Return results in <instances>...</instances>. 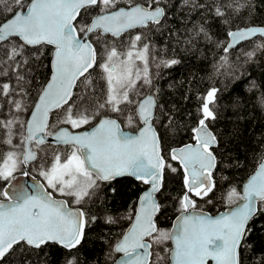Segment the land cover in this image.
Returning a JSON list of instances; mask_svg holds the SVG:
<instances>
[{
  "label": "snow or ice",
  "instance_id": "snow-or-ice-1",
  "mask_svg": "<svg viewBox=\"0 0 264 264\" xmlns=\"http://www.w3.org/2000/svg\"><path fill=\"white\" fill-rule=\"evenodd\" d=\"M118 3L119 0H31L25 7L23 0H0L4 5L0 9V42L9 41V38L22 41L6 51L8 59L21 56L27 46H39L38 50L51 46L52 49V75L38 94L30 119L0 121V129L7 135L4 143L14 149L24 145L21 153L9 151L0 158V179H14V172L20 165L36 159L30 146L34 142L39 147L45 143L46 135H52L47 131L50 117L55 124L68 125L71 129L96 121L91 131L74 133L69 127H60L55 139L70 146L71 153L63 162L59 154L55 155L52 166L40 172L48 188L72 197L80 208L73 209L67 201L55 200L43 186L36 195H30L24 186L18 187L14 196L0 190V196L10 201L0 203V259L21 243L33 249L58 245L66 250L64 264H80L78 246L85 239V228L91 227L96 220L94 216H86L84 206L96 195L101 184L128 176L148 185V190L139 198L134 215L127 217L132 221L130 227L112 246V251L123 254L120 264H152L150 249L153 244L164 245L167 241L174 245L163 249L169 253L171 264H241L242 249L250 247L247 243L252 231L249 225L257 215H264V160L241 190L229 186L223 194V201L228 205L236 204L235 208L230 207L216 216L197 211L193 197L203 199L216 188L212 172L217 157L213 150L220 147V142L210 123L218 119L214 110L218 90L211 89L203 99L199 109L201 118L190 129L193 142L162 150L161 137L153 127L154 111L158 107L156 99L153 95L141 97L137 87L138 82H141L140 87L151 84L149 45L143 43L138 48L142 38L138 34L128 51L118 52L112 47L106 59L102 57L103 62L98 64L97 49L87 39V34L98 33L96 39L99 40L103 34L120 37L133 28L160 25L166 16L165 8L160 6V0L139 3L128 0L129 6L120 8H117ZM235 5L216 6L215 15L225 17L229 8L239 13L250 7L247 0L245 3L235 0ZM88 8H96L99 12L91 24L74 23L81 9ZM5 10L11 15L4 16ZM201 32L204 38H209L203 27L196 35ZM79 33H84V37ZM258 34L264 37V27L229 31L227 35L231 41L224 51ZM259 47L264 48V44ZM246 55L251 59L255 51ZM136 61L142 65V71ZM22 62L26 64L27 60L22 58ZM164 63L170 66L177 61ZM21 67L22 64L15 65L17 71ZM94 67L102 69L106 81L103 102L93 98V81L90 75L85 76ZM81 77L84 79L80 80ZM17 80L24 81V76L17 75ZM77 81H80V90L74 93ZM10 92L15 90L9 84H0V95L7 96ZM259 103L264 106V94ZM14 107L17 112L25 111L22 102H15ZM108 113L123 116L129 125L143 126L135 135L124 133L118 120ZM17 134L20 139L18 144H13ZM173 161L182 170L185 190L178 200L180 215L169 231L158 228L154 217L160 210L156 194L164 187L165 169L177 171ZM103 222L114 224L117 220L106 216ZM161 259L157 254V262Z\"/></svg>",
  "mask_w": 264,
  "mask_h": 264
},
{
  "label": "trees",
  "instance_id": "trees-1",
  "mask_svg": "<svg viewBox=\"0 0 264 264\" xmlns=\"http://www.w3.org/2000/svg\"><path fill=\"white\" fill-rule=\"evenodd\" d=\"M29 1L23 0L25 7ZM240 2L245 3V0ZM247 2L250 7L241 9L239 13L229 8L225 17H219L215 15V7L225 3H232L235 7V0H160V6L165 8L166 13L160 25L150 24L145 28H136L119 38L103 34L97 40L98 33L90 35V40L97 49L98 64L103 62L102 57L106 59L107 51L112 47L118 52L127 51L138 34L142 38L137 47L143 43L149 45L151 84L140 87L141 82H138L137 87L140 96L149 92L156 96L158 107L153 122L161 137L162 150L193 142L190 129L201 118L199 109L203 99L211 89L218 90L214 107L218 119L210 123L211 130L217 134L220 142V147L213 150L217 157L216 168L212 172L216 188L203 199L193 197L197 209L213 214L236 205L226 204L222 199L223 194L229 186H236L241 190L243 183L264 159V106L259 103V98L264 94V48L259 47L264 44V37H255L224 51L229 41V31L249 26L264 27V0ZM121 6L128 7V0H119L117 8ZM3 7L0 4V9ZM12 7L15 8L16 5ZM98 14L96 8L83 9L76 23L89 25ZM9 15L11 13L5 10L4 16ZM201 27L209 38H204L202 32L196 35ZM190 39L192 42L188 43ZM20 43L22 41L19 38H10L9 41L0 43V84L7 83L15 90L7 96L0 95V121L14 118L27 121L38 94L51 76V46L39 50V46H27L21 56H17L15 60L8 59L6 51ZM252 51H255V56L249 59L246 54ZM22 58L27 60L26 64H23ZM171 60L177 63L170 66L164 63ZM16 64H22L18 71L15 69ZM17 75H23L24 81H18ZM89 75L93 81V98L103 102L107 85L102 69L94 67L86 76ZM79 90L80 81L74 93H79ZM17 101L24 104L23 113L15 110L14 104ZM108 115L116 117L124 129L136 131L141 126L137 123L129 125L123 116L116 113ZM95 122L93 120L79 129L89 128ZM59 126L62 125L55 124L50 118L47 131L52 132ZM6 139L5 130L0 129V158L5 157L9 151H23V145L14 149L12 145L4 143ZM19 139L17 134L13 144H18ZM54 156L55 154L48 159L40 149L38 163L27 165V170L38 177L35 165L43 170L49 166ZM172 165L177 171L165 169L164 187L156 195L160 204L159 213L155 217L156 225L169 231L180 214L178 200L185 190L180 166L175 161ZM9 183L10 180L0 179V190H6ZM146 188L147 185L131 178L101 184L96 195L84 206L86 216H94L96 220L91 227L85 228V239L78 246L80 264H111L116 259L118 255L112 251V246L128 228L131 220L127 217L134 215L138 198ZM62 197L70 205L81 207L73 204L71 197ZM5 199L0 196V200ZM208 200L211 203H205ZM106 216L113 217L117 223L105 224L103 218ZM249 226L252 229L247 237L250 247L242 249L241 264H264V215H257ZM166 248H171L170 241L164 245L153 244L152 264H169V253L163 250ZM157 254L163 258L159 262ZM65 255L66 250L58 245L33 249L21 243L0 264H64Z\"/></svg>",
  "mask_w": 264,
  "mask_h": 264
},
{
  "label": "water",
  "instance_id": "water-1",
  "mask_svg": "<svg viewBox=\"0 0 264 264\" xmlns=\"http://www.w3.org/2000/svg\"><path fill=\"white\" fill-rule=\"evenodd\" d=\"M31 2V0L29 1V3ZM28 3V4H29ZM27 4V5H28ZM121 7H125V6H121ZM162 7V6H161ZM120 8V7H119ZM83 9H81V11H82ZM97 16V15H96ZM95 16V17H96ZM79 17V16H78ZM78 17H77V19H78ZM94 19V18H93ZM92 19V20H93ZM92 20H91V22H92ZM77 21V20H76ZM91 22H90V24H91ZM74 23H76V22H74ZM250 27H263V26H249V27H243V28H239V29H245V28H250ZM133 29H136V28H133ZM133 29H130V30H133ZM130 30H128V31H130ZM238 29H235L234 31H237ZM127 31V32H128ZM79 32V31H78ZM126 33V32H125ZM92 33H89V34H87V39L90 41V42H92L91 40H90V35H91ZM110 34V33H109ZM124 34V33H123ZM122 34V35H123ZM111 35V34H110ZM121 35V36H122ZM81 37H84V33L82 34V35H80ZM120 36V37H121ZM258 36H260L259 34L257 35V36H254V37H251V38H249V39H245V40H241V41H239L238 43H236L235 44V46L233 47V48H235V47H237L239 44H241V43H243V42H245V41H247V40H250V39H253V38H255V37H258ZM117 38H119V37H117ZM10 39V38H9ZM231 41V38L229 37V41H228V44H229V42ZM4 42H6V41H4ZM0 43H3V42H0ZM227 44V45H228ZM94 46V45H93ZM30 47H33V46H30ZM95 47V46H94ZM232 49V48H231ZM51 75H52V59H51ZM93 69V68H92ZM92 69H89V72L92 70ZM88 72V73H89ZM88 73H85V76L88 74ZM50 78H51V76H50ZM50 78H49V80H50ZM82 78H84V77H81L80 78V80L82 79ZM48 80V81H49ZM78 82L79 81H77V84H78ZM46 85V84H45ZM75 91V89H73V92ZM146 95H153L154 97H155V99H156V96L153 94V93H146V94H143L141 97H143V96H146ZM37 101V100H36ZM70 102V101H69ZM156 102H157V99H156ZM32 110H33V107H32V109H31V111H30V114H31V112H32ZM155 113H156V110L154 111V117H155ZM30 114L28 115V118H27V120H29L30 119ZM112 118H114V119H117L116 117H114V116H111ZM118 120V119H117ZM153 121H154V118H153ZM96 123V122H95ZM95 123L93 124V125H95ZM118 123H120V121L118 120ZM121 124V123H120ZM93 125L91 126V127H89V128H82V129H71L70 128V126H67V125H64V126H61V127H69V130L70 131H72V132H74V133H79V132H84V131H91L92 130V128H93ZM143 125L141 124V126L140 127H142ZM153 127L156 129V127H155V125H154V122H153ZM60 128V127H59ZM59 128L56 130V131H54L53 133H52V135L51 136H47L46 135V141H45V143L44 144H46V143H50V144H53V145H63V144H60V143H58L57 141H56V139H55V134L59 131ZM121 129H122V131L124 132V133H127V134H130V135H135L136 133H137V131H138V129L136 130V131H131V130H127V129H124L123 128V126H122V124H121ZM156 131H157V129H156ZM157 133H158V131H157ZM25 134H26V131H25ZM34 143V142H33ZM43 145V144H42ZM31 148H32V146H30ZM178 148V147H177ZM33 150V149H32ZM34 151V150H33ZM35 152V151H34ZM36 153V152H35ZM36 156H37V154H36ZM264 160V159H263ZM34 160H32V161H29L28 163H32ZM258 168V167H257ZM257 170V169H256ZM255 170V171H256ZM214 171V170H213ZM255 171L253 172V174L255 173ZM251 176V175H250ZM249 176V177H250ZM248 177V178H249ZM120 178H131V179H134L133 177H128V176H125V177H119V178H117V179H120ZM248 178H247V180H248ZM135 180V179H134ZM247 180L243 183V185L247 182ZM112 182V181H111ZM20 186H24L27 190H28V192H29V194L30 195H36V194H38L40 191H41V187L43 186V188H46L47 189V187H46V185L43 183V181L41 180V179H39V178H37V177H35V176H33V175H30V174H27V175H19V176H17L16 178H14L9 184H8V186H7V188H6V191H8L9 192V195L10 196H14L15 195V193H16V190H17V188L18 187H20ZM243 187V186H242ZM148 190V185H147V188L140 194V196H139V198L144 194V192L145 191H147ZM47 191L48 192H50L48 189H47ZM52 193V192H51ZM157 195V194H156ZM52 196H53V198L55 199V200H64V201H67L68 202V200L67 199H65V198H59V197H56L53 193H52ZM139 198H138V200H139ZM156 200H157V196H156ZM158 201V200H157ZM0 203H5V204H8V203H10V201L8 200V199H5V200H0ZM239 203V202H238ZM68 206L69 207H71V208H73V209H76V208H80V207H78V206H71L70 204H69V202H68ZM138 207V206H137ZM236 207V205H234V206H232L231 208H235ZM229 209V208H228ZM227 209V210H228ZM136 210H137V208H136ZM227 210H223V211H221V212H226ZM197 211H203V212H205V213H207L208 215H212V216H216V215H218V214H220L221 212H219V213H216V214H213V213H210V212H208V211H204V210H200V209H197ZM159 212H157L156 213V215L158 214ZM156 215H155V217H156ZM180 214H178V216H179ZM177 216V217H178ZM155 217H154V219H155ZM177 217L175 218V220H174V222H173V226H172V228H171V230L174 228V226H175V224H176V222H177ZM131 223H132V221L130 222V224H129V226H128V228L130 227V225H131ZM127 228V229H128ZM127 229H126V231H127ZM125 231V232H126ZM170 243H171V248L172 247H174V245H173V243H172V241H170ZM15 247V246H14ZM11 251V250H10ZM10 251H9V253H10ZM141 251H143V250H141ZM150 251H151V253H152V249H150ZM9 253H7V254H9ZM116 253V252H115ZM6 254V255H7ZM118 256L116 257V259L111 263V264H120V261H121V259H122V257H123V254L122 253H116ZM5 255V256H6ZM152 256V255H151ZM4 258H2V259H0V261L1 260H3ZM150 260H151V257H150ZM169 264H171V260H170V257H169ZM210 264H211V262H210Z\"/></svg>",
  "mask_w": 264,
  "mask_h": 264
},
{
  "label": "flooded vegetation",
  "instance_id": "flooded-vegetation-1",
  "mask_svg": "<svg viewBox=\"0 0 264 264\" xmlns=\"http://www.w3.org/2000/svg\"><path fill=\"white\" fill-rule=\"evenodd\" d=\"M30 114V113H29ZM51 118V117H50ZM50 121V120H49ZM62 126H64V125H62ZM68 126V125H67ZM59 127H61V126H59ZM58 127V128H59ZM58 128H56L55 130H53L52 132H50V133H53L54 131H56ZM32 149L36 152V154H37V156H36V159L32 162V163H26V164H23V165H20V167L17 169V171L14 173V177L16 178L17 176H19V175H24V173L25 172H27V174H30V172L27 170V165H30V164H37L38 162H37V157H38V151L41 149V153H44L46 156H47V158L48 159H50V158H52V155L53 154H55V155H57V154H59V155H61V159H63V156H65V155H69L70 154V152H71V147L70 146H67V145H53V144H50V143H46V144H43V145H40L39 147H37L36 145H35V143H33L32 145ZM61 149H65V153H59V151L61 150ZM23 150H24V145H23ZM19 154V153H18ZM22 158V157H21ZM64 160V159H63ZM52 163H53V161L49 164V166H47L45 169H43V170H47V169H49L51 166H52ZM35 169L36 170H38V178H40L41 180H43L42 179V177H41V175H40V172H41V170H40V168H39V166L38 165H35ZM30 175H32V174H30ZM10 181H12L13 179H9ZM44 182V181H43ZM48 189V188H47ZM49 190V189H48ZM50 191V190H49ZM51 192V191H50Z\"/></svg>",
  "mask_w": 264,
  "mask_h": 264
},
{
  "label": "rangeland",
  "instance_id": "rangeland-1",
  "mask_svg": "<svg viewBox=\"0 0 264 264\" xmlns=\"http://www.w3.org/2000/svg\"><path fill=\"white\" fill-rule=\"evenodd\" d=\"M129 50V49H128ZM127 50V51H128ZM126 52V51H125ZM114 62H116V63H118V61H115L114 60ZM136 64L137 65H139L140 67H141V71H142V65H140V62L139 61H136ZM134 71H135V69H134ZM59 153L61 154V153H65V149H61L60 151H59ZM71 153V152H70ZM60 157H61V155H60ZM53 162H54V159L52 160ZM61 161L63 162V159H61ZM15 173V172H14ZM42 177V176H41ZM42 181H44V184L46 185V187H47V182H46V180L44 179V177H42ZM48 188V187H47ZM53 194H55V195H57V196H59V197H62V196H64V195H62L61 193H59V192H57V191H55V190H53V189H51V188H48ZM72 198V197H71ZM73 199V198H72ZM72 203L73 204H75L73 201H72Z\"/></svg>",
  "mask_w": 264,
  "mask_h": 264
},
{
  "label": "bare ground",
  "instance_id": "bare-ground-1",
  "mask_svg": "<svg viewBox=\"0 0 264 264\" xmlns=\"http://www.w3.org/2000/svg\"><path fill=\"white\" fill-rule=\"evenodd\" d=\"M227 210V209H226Z\"/></svg>",
  "mask_w": 264,
  "mask_h": 264
}]
</instances>
